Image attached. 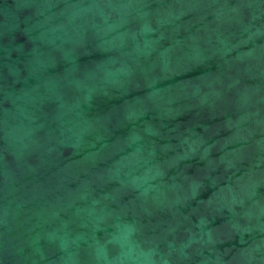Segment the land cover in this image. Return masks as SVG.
<instances>
[{"label":"water","instance_id":"95a60500","mask_svg":"<svg viewBox=\"0 0 264 264\" xmlns=\"http://www.w3.org/2000/svg\"><path fill=\"white\" fill-rule=\"evenodd\" d=\"M0 264H264V0H0Z\"/></svg>","mask_w":264,"mask_h":264}]
</instances>
